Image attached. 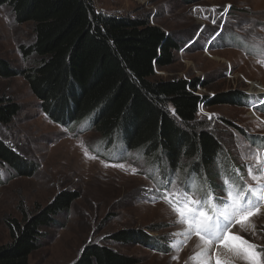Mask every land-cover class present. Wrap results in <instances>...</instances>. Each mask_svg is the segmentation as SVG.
I'll return each instance as SVG.
<instances>
[{
    "label": "rangeland",
    "instance_id": "1",
    "mask_svg": "<svg viewBox=\"0 0 264 264\" xmlns=\"http://www.w3.org/2000/svg\"><path fill=\"white\" fill-rule=\"evenodd\" d=\"M93 5L97 13L147 19L178 43L172 65L156 69L153 80L199 79L205 86L197 88L202 97L239 94L232 104H201L196 121L209 123L219 134L240 186L255 187L248 166L257 167L252 153L264 149V90L253 87L264 89V0H93ZM33 43L31 24H18L12 11L0 6V57L15 72L0 78V97L20 107L1 134L28 168V175H21L0 165V246L11 241L12 220L21 222L23 213L30 216L59 194L76 192L70 209L40 228L42 236L28 264H74L90 245L107 247L133 264H215L217 259L221 264H248L236 249L239 242L231 240L215 243L207 257L192 259L204 243L195 234L185 239L178 235L188 231L186 225L177 223L176 213L159 198L167 185L170 191L186 189L194 198L213 192L226 199L225 180L234 181L217 171L223 163L203 170L206 180H212L203 191L208 183L198 184L196 176L187 186L191 169L172 173L160 160L127 151L123 142L107 148L88 124L64 126L51 120L23 77L39 60L22 52ZM253 174L262 175L259 170ZM122 231L144 232L149 238L143 243L111 241V235ZM227 235L255 245L264 264V208L234 223Z\"/></svg>",
    "mask_w": 264,
    "mask_h": 264
},
{
    "label": "trees",
    "instance_id": "2",
    "mask_svg": "<svg viewBox=\"0 0 264 264\" xmlns=\"http://www.w3.org/2000/svg\"><path fill=\"white\" fill-rule=\"evenodd\" d=\"M0 6L8 7L18 24L32 26L34 43L22 52L39 60L23 77L51 120L64 126L88 124L107 148L123 142L127 151L160 160L172 173L191 169L189 179L196 176L198 184L208 183L203 191L212 184L203 170L220 161L223 165L217 171L240 185L219 134L209 123L196 121L201 104H232L239 94L202 97L197 88L205 86L199 79L153 80L155 70L171 66L179 50L160 27L147 19L97 13L93 0H0ZM14 75L0 57V78ZM19 112L16 103L0 97V165L28 175L26 160L1 134ZM189 183L194 184L193 179ZM77 198L76 192H63L42 210L30 216L23 213L21 222L12 220L11 241L0 246V264H28L29 255L38 248L40 228L52 224ZM110 238L115 243H143L149 237L122 231ZM74 264L133 261L107 247L90 245Z\"/></svg>",
    "mask_w": 264,
    "mask_h": 264
},
{
    "label": "snow or ice",
    "instance_id": "3",
    "mask_svg": "<svg viewBox=\"0 0 264 264\" xmlns=\"http://www.w3.org/2000/svg\"><path fill=\"white\" fill-rule=\"evenodd\" d=\"M231 7V6H228ZM213 11H215L213 9ZM215 23V20H213ZM264 149H258L252 153V157L257 162V167L248 166V175L253 181H257L255 187L251 185H240L230 180H225V198H217L214 195L208 198L197 199L194 194L185 190H179L175 187L170 191L166 185L160 195V199L170 205L177 215V223L186 225L188 231L178 235L189 236L195 234L204 243V249L201 253L192 259L198 257H207L208 248L222 240L238 241L236 249L242 252L243 257L248 264H261L260 257L256 252V246L247 240H242L239 236L227 235L230 227L234 223H240L245 217L251 219L254 214H258L261 208H264V156L261 153ZM87 156L88 153L85 152ZM123 167V165H118ZM259 170L262 175L253 174ZM175 184V182H169ZM243 226V225H242ZM179 250V246L173 245ZM228 247V245H225ZM206 264V262H205ZM215 264H221L219 259Z\"/></svg>",
    "mask_w": 264,
    "mask_h": 264
},
{
    "label": "bare ground",
    "instance_id": "4",
    "mask_svg": "<svg viewBox=\"0 0 264 264\" xmlns=\"http://www.w3.org/2000/svg\"><path fill=\"white\" fill-rule=\"evenodd\" d=\"M253 87L257 89L258 92H262L264 90L262 87H259L257 85H253ZM255 117H257V115Z\"/></svg>",
    "mask_w": 264,
    "mask_h": 264
}]
</instances>
